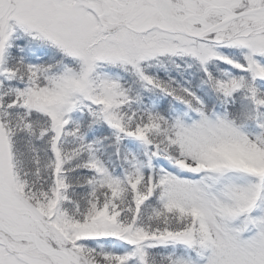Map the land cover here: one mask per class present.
I'll return each mask as SVG.
<instances>
[{
	"label": "snow or ice",
	"instance_id": "obj_1",
	"mask_svg": "<svg viewBox=\"0 0 264 264\" xmlns=\"http://www.w3.org/2000/svg\"><path fill=\"white\" fill-rule=\"evenodd\" d=\"M0 264H264V0H0Z\"/></svg>",
	"mask_w": 264,
	"mask_h": 264
}]
</instances>
